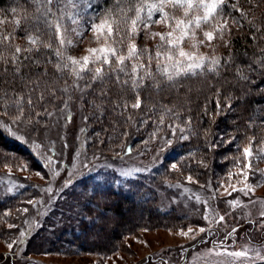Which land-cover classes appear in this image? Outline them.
Wrapping results in <instances>:
<instances>
[{
    "label": "snow or ice",
    "instance_id": "6c2138e0",
    "mask_svg": "<svg viewBox=\"0 0 264 264\" xmlns=\"http://www.w3.org/2000/svg\"><path fill=\"white\" fill-rule=\"evenodd\" d=\"M247 3L249 10L259 7L252 0ZM94 8L96 11H92ZM3 11L13 19L9 29L0 28V69L5 74L11 69L14 79L5 80L8 86L0 88V130L29 144L49 169L48 186L40 189L48 201L43 197L22 201L32 205L37 215L47 211L46 204L72 188L85 169L91 172L94 168L110 167L106 160L98 164L100 157L95 154L91 160L86 155L81 160L82 153L77 151L76 162L56 186L61 169L57 166L60 161L50 133L60 125L61 119L62 127L71 123L73 104L83 103L87 97L98 119L110 106L112 113L123 117L125 125L136 123V117L144 126L151 123L152 131L145 143L151 141L156 145L150 161L151 166H156L163 163L162 157L173 144L190 141L199 134L192 125V117L181 116L183 110L190 111L180 93L184 89L183 96L187 97L194 90L189 82H198L213 91L214 120L216 115L223 114L222 101L223 107L233 109V103L240 99L235 90L239 88L246 94L255 83L253 75L264 76V44L260 43L264 41V21L254 22L256 17L249 19L248 10L240 6L239 0H111V4L104 7H97L93 0H22ZM244 21L250 25L256 51L248 65L241 67L231 52V39L234 30L244 27ZM3 23L0 20V25ZM153 25L163 26L162 30L149 32ZM141 31L146 39L156 41L158 38L154 50L137 45ZM85 32L93 34L97 46L87 48L86 55H71L70 49L82 42ZM20 39L26 43L20 44ZM221 46L229 50L227 56L217 54ZM48 65L52 66L51 74ZM33 67L44 70L32 73ZM25 69L29 72L25 73ZM229 71L233 73L231 80L227 75ZM145 91L149 95L142 97ZM128 92L133 94L131 103L126 97ZM169 96L172 98L166 100ZM203 114L208 115L206 106ZM243 128L244 145L242 148L239 143L236 145L240 157L234 161V171L230 170L227 181L220 182L217 188L211 187V181L201 185L207 195L192 193L183 184L165 179L168 188L182 189L188 199L204 206L202 218L206 226L196 230L181 228L177 232L179 236L192 241L199 236L198 243L204 244L214 234V228L226 226L229 214V211L220 214L214 202L223 195L232 197L234 192L247 197L249 202L245 204L239 197H233L225 201L228 209L246 210L249 223L259 222L264 232V200L252 199L257 188L264 187V168L259 167L264 163V115L249 116ZM122 135L127 136V133ZM206 135L207 130L205 138ZM61 140L67 148L66 139L61 137ZM233 140L234 136L228 143ZM206 147L211 150L212 146ZM131 151L128 148L116 155L123 158L130 156ZM190 155L195 156V153ZM197 162L207 167L203 158ZM13 166L19 171L29 170L26 162L16 160L9 165L6 159L9 176ZM167 168L180 172L177 163H170ZM141 171L150 172L151 168L149 165L122 166L119 175L127 179ZM36 176L45 178L39 172ZM250 178L254 182L250 183ZM186 181L199 183L191 174L186 176ZM9 183L6 194L16 195L15 189L23 187ZM254 206H258V221L252 217ZM16 211L26 215L29 209L17 208ZM5 215L10 216L11 210ZM24 224L27 228L20 231V242L33 227L40 226L38 220L25 219ZM7 227L13 229L17 225L7 222ZM236 232L233 227L226 232L224 240L214 241L190 262L186 260V264H264V239L259 244L249 240L238 247L233 239ZM205 233L207 236L202 235ZM228 240L232 243L228 244ZM17 242L7 243V248L11 251ZM181 255H185L183 246ZM156 260L155 256L149 257V264H156ZM161 264L168 262L161 258Z\"/></svg>",
    "mask_w": 264,
    "mask_h": 264
},
{
    "label": "trees",
    "instance_id": "16d2710c",
    "mask_svg": "<svg viewBox=\"0 0 264 264\" xmlns=\"http://www.w3.org/2000/svg\"><path fill=\"white\" fill-rule=\"evenodd\" d=\"M22 0H0V16L7 18L3 28H10V21L13 19L3 10L9 9L14 3ZM235 2V0H232ZM253 4L259 7L249 10L247 0H239L240 6L248 10V18H258L254 22L264 21V0H252ZM97 7H104L111 4V0H93ZM92 11H96L94 8ZM238 15V14H234ZM250 25L244 21V27L239 31H233L231 39V52L236 58L237 64L246 67L251 56L256 51L251 39ZM22 35V33H18ZM24 45L23 39L18 41ZM264 44V41H260ZM154 50V49H153ZM228 49L222 48L218 55L227 56ZM43 67H33L30 71L35 73L43 71ZM48 71L53 72L52 66L48 65ZM29 69H25L28 73ZM231 80L233 73H227ZM14 79L12 70L5 74L0 69V88L7 87L5 80L11 82ZM255 80L247 89L246 94L239 88L235 94L240 99L233 103V109L223 107V114L216 115L215 97L213 91L206 85L198 82H189L193 91L183 96L184 89L180 90L181 100L190 111L183 110L182 118L192 117V125L198 130L190 141H183L175 146L163 159V163L152 168L144 175L128 179L123 182L116 180H105L103 182L93 181L92 177L85 179L86 188H93L87 203L81 208V219L74 228L65 229L51 238L48 251L52 254L67 255H97L108 257L116 254L125 247V239L139 234L143 230L177 229L190 222V218L178 209H167L165 207L162 191L166 188L165 179L173 184L184 182V176L191 174L193 178L199 179L207 174L209 167H202L197 161L203 158L207 163L222 175L227 174L233 167L234 161L240 157L236 145L242 148L243 125L249 116L264 115V76L253 75ZM235 82L233 81V84ZM202 90H198L201 89ZM148 92H143L142 97H147ZM129 103L133 100L131 92L126 93ZM155 98V97H154ZM169 96L166 100H170ZM84 108L88 121H86V137L88 149H100L103 153H112L124 144V141L132 135L133 142L131 150L135 151L146 145L149 134L152 131L151 123L144 126L136 123L131 126L123 123V117H119L109 110L104 112L101 118L93 111L88 98L84 99ZM239 105V107H237ZM207 107L208 115H204V108ZM134 129V130H133ZM205 130L207 135L205 138ZM122 133H127L123 136ZM235 137L228 143L230 137ZM151 145V141L147 143ZM211 145V150L206 147ZM190 153H195L191 156ZM14 161L26 162L31 170L40 172L43 165L40 160L28 147L11 138L6 132L0 130V167ZM170 163H177L180 172H174L167 168ZM95 182V183H94ZM32 192V191H31ZM30 190H24L19 194L10 197H0V237L5 236L4 222L7 220L5 212L14 211L21 206L22 201L28 200L31 196Z\"/></svg>",
    "mask_w": 264,
    "mask_h": 264
},
{
    "label": "rangeland",
    "instance_id": "374dc122",
    "mask_svg": "<svg viewBox=\"0 0 264 264\" xmlns=\"http://www.w3.org/2000/svg\"><path fill=\"white\" fill-rule=\"evenodd\" d=\"M0 20L6 22L7 18L0 16ZM162 27L163 26L160 25H153V27L149 29V32L161 31ZM0 28H3V24L0 25ZM136 42L139 47L146 45L150 49H155V45L159 41L158 38L156 41L146 39L145 33L141 31ZM96 46L93 34L91 32H85L82 42L78 43L75 48L70 49V54L77 57L86 55L87 48ZM222 48V46L218 48L217 54H219ZM84 105V101L83 103L78 102L73 104L71 107V123L67 124L66 128L62 127L61 125H63L64 122L63 119H61L60 125L54 128L50 133L51 139L55 141L56 158L60 161L57 166L61 169V175L57 178L56 186L58 187L60 185L66 172L70 171L71 165L76 162L75 153L77 151L82 153L80 157L81 160L84 159L85 155L91 160L93 154H95L100 157V161H97L98 164L106 160L110 162V167L94 168L91 172L85 169L83 171V176L77 179L76 184L72 188L65 190L64 193L59 194L58 199L46 204L47 211L40 215H37L36 209L27 203H22L21 206L18 207L21 209L27 207L29 211L26 215L22 212H17L16 209L12 211L11 215L7 216L8 218L4 222L5 236L0 237V264H149V257L153 256L157 257L156 264H161V258L166 260L168 264H186V260L190 262L198 253L211 247L214 241L224 240L226 232L230 231L233 227L237 229L233 239L238 247L244 245L249 240L255 244L261 243L262 239H264V232L261 231L259 222H257L256 225L249 223L246 210L244 209L236 208L234 211L228 209V205L225 203L227 199L239 197L243 203L247 204L249 202L247 197H242L239 193L235 192L232 194V197L223 195L220 196L218 201L214 202L218 205L220 214H225L226 211H229V214L226 215V226L220 227L219 229L214 228V234L209 236L204 244L198 243L201 239L199 236L196 241L179 236L177 232L181 228L186 230L188 227H192L196 230L199 227L206 226V222L202 218L204 206L198 204L194 199H188L187 194H184L182 189L168 188L166 186L161 192L165 207L167 209H178L186 214L190 218L189 223L177 229L143 230L135 236L126 238L124 243L125 247L121 248L116 254L108 257L85 254L67 255L49 253L48 248L51 238L65 229L74 228L81 219V208L87 203L93 190L92 187L86 188V178L92 177L93 181L95 180L96 182H103L105 180L123 182L148 172L141 171L125 179L119 175V169L122 166L134 168L149 165L151 169L157 166H151L150 164L153 158V149H155L156 146L154 142H151V145H143L136 150V152L131 151L130 156L125 155L123 158H118L116 154L125 152L130 148L133 142L132 135L129 136L119 150L115 152L106 154L101 152L98 148H93L92 151L89 150L86 137V121H88V119H85L87 116ZM81 129H83V131H81ZM61 137L66 139L68 144L67 148L63 147ZM18 142L33 151L29 144H25L21 141ZM181 142L183 141L173 144L172 148L164 154L162 159ZM39 160L43 165V169L39 173L45 177L44 179H40L36 176L37 171L31 170L30 167H28V171H19L13 166L11 176H9L7 167H0V197L13 196V194L5 193V189L10 186L9 182L11 181L13 184L23 185V187L15 189L16 194L24 190H30V192H32L29 199L39 200L43 197L45 201H48L47 195L42 193L40 189L48 186L49 169L45 167L44 161L41 159ZM9 165H13V163ZM207 166L209 169L206 171L207 174L204 175V177H200L199 179L193 178L194 181L198 180L199 183H187L186 176H184L185 179H183L185 181L179 183L189 188L192 193L207 195V190L201 188V185L211 181V187L217 188L220 182L227 181L229 171H234L232 167L227 174L222 175L218 172L217 168L215 167L214 169L210 163H207ZM259 167L264 168V163H261ZM26 177L27 179H25ZM249 182L252 183L254 181L250 178ZM252 199L264 200V187L257 188ZM252 217L258 221V206L252 208ZM25 219L31 222L38 220L40 226L33 227L30 234L20 242L19 233L22 229L27 228V225L24 224ZM7 222L16 224L17 227L9 229L7 227ZM202 235L207 236V233ZM13 240H17L18 242L10 251L7 248V243ZM226 242L231 244L232 240ZM181 246H183L185 255H181Z\"/></svg>",
    "mask_w": 264,
    "mask_h": 264
}]
</instances>
